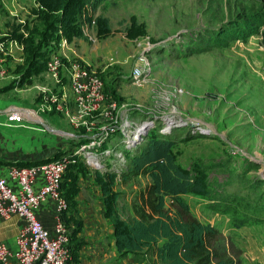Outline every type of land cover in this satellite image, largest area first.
<instances>
[{
    "label": "rangeland",
    "instance_id": "374dc122",
    "mask_svg": "<svg viewBox=\"0 0 264 264\" xmlns=\"http://www.w3.org/2000/svg\"><path fill=\"white\" fill-rule=\"evenodd\" d=\"M25 5L32 10L34 2L26 0ZM98 15L109 18L110 32L99 36L96 23H85L87 38H77L75 47L79 51L83 46L86 58L69 50L64 62L68 69L70 61H78L103 79L106 105H118L113 113H95L90 125L69 121L49 98L55 95L75 110L74 92L65 76L57 83L45 71L32 82L18 86L20 71L12 63L6 67L9 79L0 83L1 110L10 103L19 104L38 111L42 119L35 124L42 131L26 130L44 138L28 146L27 152L35 155L27 161L52 158L59 152L75 155L83 164L77 180L81 186L77 196L83 191V207L76 202L71 217H103L106 231L113 232L112 223L104 216L97 172H120L127 166L123 162L127 148L121 140L122 132L111 131L122 119L132 123L124 127L128 138L134 136L130 131L150 120L153 123L143 127L141 136L149 131V135L169 133L176 140L177 161L184 167L196 165L219 181L229 170L243 173L245 182L255 177L264 179V0H106L95 13ZM253 15L263 19L258 32L240 38L224 37L212 45L206 42L211 31L233 32L240 23H249ZM58 48L53 47L55 54ZM145 55L151 70L136 78ZM8 84L13 88L5 87ZM37 86L48 89L42 91ZM12 108L16 107L8 109ZM95 138L96 144L82 149ZM90 152L102 155L101 166L88 162ZM6 155L13 157L14 153L10 150ZM67 174L66 183L70 181ZM149 182L144 175L114 179L123 217L135 215ZM183 199L199 220L217 227L220 245L241 264H264L263 212L251 217L252 207L239 203L217 206L207 194L188 193ZM167 206L173 208L169 198ZM103 244L110 253L112 236L106 234ZM140 254L143 256L136 259L154 262L151 251Z\"/></svg>",
    "mask_w": 264,
    "mask_h": 264
},
{
    "label": "trees",
    "instance_id": "16d2710c",
    "mask_svg": "<svg viewBox=\"0 0 264 264\" xmlns=\"http://www.w3.org/2000/svg\"><path fill=\"white\" fill-rule=\"evenodd\" d=\"M106 0H35V18L27 24L16 26L13 37L24 44L25 61L17 67L20 71L18 86L32 82V78L47 69V63L55 54L52 43H59L65 36L68 41L85 39L84 24H95L99 36L111 30L109 18L95 16ZM254 16V15H253ZM263 19L256 15L250 22L237 25L235 31L213 30L207 43L215 44L217 39L240 38L258 32ZM254 24V25H250ZM25 29L27 35L20 32ZM204 42V41H203ZM264 42V36H263ZM205 44V42H204ZM207 46V45H206ZM209 46V45H208ZM13 88V85L8 88ZM163 132V131H162ZM121 133L118 131L117 134ZM145 134L134 143L126 146V137L121 133L127 151L124 160L127 166L123 171L108 170L97 172V182L102 191L104 216L112 223L115 246L119 254H140L151 251L155 264H241L228 250L220 245V231L211 223L199 220L183 199L184 194H207L215 205L239 203L246 208L252 207L251 217L264 213V179L255 177L246 181L243 173L229 170L223 181L211 178L200 167H184L178 163L174 152L176 140L169 133ZM123 153V152H122ZM57 152L52 158L36 161L18 160L17 165H36L60 158ZM219 167L222 165H218ZM83 164L75 158L66 172L70 179L61 189L69 203V213L76 205L77 194L81 190L78 175L82 174ZM131 175H144L150 178L140 195V204L135 208L133 217H123L119 208V195L114 190L117 176L127 180ZM66 185V191L64 185ZM170 199L173 208L167 206ZM68 213V214H69ZM72 214H70L71 217ZM69 247L74 260L85 244L79 237L83 222L76 217ZM243 222V221H242ZM69 224V222H67ZM241 226V225H240Z\"/></svg>",
    "mask_w": 264,
    "mask_h": 264
},
{
    "label": "built area",
    "instance_id": "2783aa9c",
    "mask_svg": "<svg viewBox=\"0 0 264 264\" xmlns=\"http://www.w3.org/2000/svg\"><path fill=\"white\" fill-rule=\"evenodd\" d=\"M86 33V32H85ZM11 44H14L11 41ZM67 40L62 39L59 46L67 47ZM9 54L6 43L0 42V55L2 59ZM64 57L67 55L59 51L54 54L47 63L48 73L57 82L59 73L65 65ZM151 70V62L145 55L141 59L140 67L136 69L135 77L144 76ZM69 80L74 92L73 111L66 103L59 101L55 95L49 97L56 109L63 112L75 125H90V117L99 111L111 114L116 109V102L107 103V94L103 79L95 72L82 65L78 61H72L68 69ZM5 76V70L0 68V82ZM48 108H52L48 106ZM36 113L29 109L12 108L5 110L0 123L11 125L23 123L27 118H33ZM153 121H147L138 129L130 131L133 137L128 138L124 127L132 126L128 120L121 121L120 125L114 123L112 132H122L126 137V146L134 143L141 137L144 126H149ZM97 139L84 144L86 150L96 144ZM101 142V141H100ZM108 152V151H107ZM76 151L75 154H78ZM102 155L90 152L88 162L94 166H101ZM75 162V155L63 154L56 160H51L36 165H10L6 172L1 171L0 164V217L8 218L17 215L22 220L19 233L15 241V249L0 242L1 264H72V252L69 247L71 240V227L67 223L69 203L61 189L63 176L71 163ZM95 162L96 164H93ZM39 178L42 184L38 185ZM38 185V186H37ZM50 203L54 209V223L48 228L37 215L43 204Z\"/></svg>",
    "mask_w": 264,
    "mask_h": 264
},
{
    "label": "crops",
    "instance_id": "0c3cea01",
    "mask_svg": "<svg viewBox=\"0 0 264 264\" xmlns=\"http://www.w3.org/2000/svg\"><path fill=\"white\" fill-rule=\"evenodd\" d=\"M33 2L34 5L32 7V10H30V8H28V6L25 5L26 0H0V5L2 4L0 6L1 9L0 10V42L2 41L5 42L6 49L9 51V54L6 55L4 59H2V56L0 55V68L5 70V76L3 80L4 79L8 80L10 77L9 76L10 74L7 72L6 69L7 66H10L12 63H14L16 64L15 66L18 67L19 65L23 64L25 61L26 56L24 53V44H22L16 38L13 37V30L16 26L27 24L29 23V21H31V24H33L32 21L36 17L35 14L33 13V9L36 6V2L35 0H33ZM3 8L6 11H4ZM2 11H4L3 15L1 14ZM26 15H27V19H25ZM20 32L27 35V32L25 31L24 28H22V26ZM62 39H66L68 42L67 47L64 50L61 49V47L59 46ZM78 39H82V38H78ZM11 41H13L14 44H11V46L9 47ZM75 44H76V39L73 41H68V39L65 36H63L61 37L59 43L53 42L52 47L58 46L59 47L58 50L59 49L62 50V52H64L67 55V58L69 57L67 51L71 50L72 53L76 52L82 58L85 59L86 57L84 55L83 46H81V48L78 51L75 47ZM71 62L72 61H70V63ZM68 69L65 67V65L61 68L58 82L54 78L52 77L51 78L55 80V82L57 83L61 82V79L64 76L69 78ZM46 72H48V68L46 69ZM42 73H45V71ZM38 75L33 76V78L37 77ZM11 85L12 84H8L5 87L8 88ZM37 88L42 91H46L48 89L47 87H41V86H37ZM13 106H15L16 108H24L23 106H19V104L10 103L7 108L2 110L0 109V121L3 112L7 110L9 107H13ZM24 109H28V108H24ZM29 110L33 111V109H29ZM35 116L36 117L33 118H27L26 120H24L23 123H14L8 126L0 123L1 124L0 125V157L1 156L6 157V158L3 157L1 159L2 162H0V164L2 165L1 166L2 172H6L7 168L10 165H12L13 164L12 162L14 161L16 162L18 160H24V161L33 160L35 154L32 151L27 152V150H29L28 146L31 144L34 145L36 141H40L44 139L42 136L36 135V133L34 132L30 133L26 131L31 129H39L40 131H42L41 128H36L35 125L37 124V122L42 121L38 111L35 114ZM10 150L14 153L13 157L12 156L8 157L6 155ZM40 184H42V180L39 178L38 185ZM82 198H83V191L76 198L78 200L77 201L78 207L80 208L83 207L82 204L83 202L81 201ZM70 214L72 213H69L68 216H70ZM37 215L48 228L53 227L55 217H54V209L50 203L43 204L42 207L38 210ZM71 218L72 217H66V220L67 222H69L72 232L74 228H73V220ZM102 219L103 217H82L83 226L81 232L79 233V237L85 239L86 244L83 245L82 248L80 249L79 258L77 261L74 260L72 256V261H71L72 264H155L154 262L148 263L146 260L140 261L139 259H136V257H140V255L142 254L128 253L127 255H123V256L120 255L115 246V239L113 236V232L111 230L110 232L106 231ZM21 223L22 220L17 215H13L8 218L0 217V242H4L8 244L11 250L15 249V241L19 233ZM106 234L112 236V247H111L112 251L110 253L107 252V249H105V246L103 244ZM146 255L147 254H144V256Z\"/></svg>",
    "mask_w": 264,
    "mask_h": 264
},
{
    "label": "bare ground",
    "instance_id": "6f19581e",
    "mask_svg": "<svg viewBox=\"0 0 264 264\" xmlns=\"http://www.w3.org/2000/svg\"><path fill=\"white\" fill-rule=\"evenodd\" d=\"M93 164H96L95 162H93Z\"/></svg>",
    "mask_w": 264,
    "mask_h": 264
}]
</instances>
